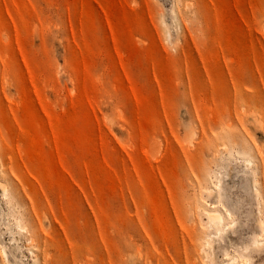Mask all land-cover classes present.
<instances>
[{"label": "rangeland", "instance_id": "obj_1", "mask_svg": "<svg viewBox=\"0 0 264 264\" xmlns=\"http://www.w3.org/2000/svg\"><path fill=\"white\" fill-rule=\"evenodd\" d=\"M1 181L0 264H264V0H0Z\"/></svg>", "mask_w": 264, "mask_h": 264}, {"label": "bare ground", "instance_id": "obj_2", "mask_svg": "<svg viewBox=\"0 0 264 264\" xmlns=\"http://www.w3.org/2000/svg\"><path fill=\"white\" fill-rule=\"evenodd\" d=\"M246 162H251V160L247 159ZM5 170V169H4ZM255 180V178H254ZM253 183V182H252ZM0 186L2 187V189L4 190L5 194L8 195V189L7 187H5L4 182H0ZM215 188L218 190V196L220 198L224 197V192H223V183H222V179H218L215 183ZM253 188V187H252ZM254 189L257 191L258 190V186L257 184L254 185ZM204 191L207 192L208 194H211L213 192V188L211 187H204ZM197 207L202 211V213L207 217L208 220V224L210 227H214L216 229V231L214 232L213 236L209 237V240L207 242V245H211L212 242L214 241V238L216 237L219 240H223L224 234L227 230V228L229 226H233L235 225L236 221H227V215L225 212H223L219 206L214 205L213 207L211 206H204L203 204L196 202ZM229 213V212H228ZM262 230L264 231V221H261V225ZM215 238V239H216ZM216 241V240H215ZM255 244H259V243H263L264 239H259V238H254L253 241ZM3 243L1 241L0 243V252H2V255L5 256V259H7V261H10V255L9 252L7 251V248L5 246H2ZM213 245V244H212ZM206 246V244H205ZM244 249L248 250V247L246 246ZM207 258H209L212 261V264H218L216 261V254L215 252H211L210 249H204ZM223 264H237V257L236 256H232L230 257L227 261H225Z\"/></svg>", "mask_w": 264, "mask_h": 264}]
</instances>
